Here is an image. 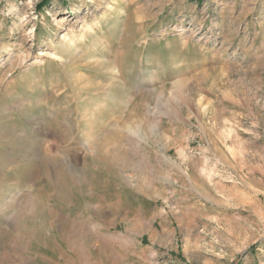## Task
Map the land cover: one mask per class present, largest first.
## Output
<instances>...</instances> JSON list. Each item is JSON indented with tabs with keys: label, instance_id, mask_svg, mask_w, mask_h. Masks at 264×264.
Segmentation results:
<instances>
[{
	"label": "rangeland",
	"instance_id": "1",
	"mask_svg": "<svg viewBox=\"0 0 264 264\" xmlns=\"http://www.w3.org/2000/svg\"><path fill=\"white\" fill-rule=\"evenodd\" d=\"M0 264H264V0H0Z\"/></svg>",
	"mask_w": 264,
	"mask_h": 264
}]
</instances>
